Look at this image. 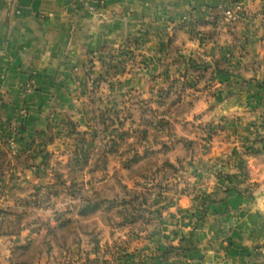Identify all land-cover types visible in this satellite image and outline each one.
I'll list each match as a JSON object with an SVG mask.
<instances>
[{
    "label": "crops",
    "instance_id": "0c3cea01",
    "mask_svg": "<svg viewBox=\"0 0 264 264\" xmlns=\"http://www.w3.org/2000/svg\"><path fill=\"white\" fill-rule=\"evenodd\" d=\"M221 2L235 18L214 0H0V129L16 127L18 146L45 130L56 110L76 118L77 93L90 77H98L101 95L112 87L114 96L144 98L175 77L177 106L186 108L163 116L180 141L172 152L184 153L176 160L184 188L172 194L152 236L132 243L152 249L168 236L182 249L162 264L264 260V89L257 85L264 81V0ZM33 74L34 90L21 97L19 84ZM192 78L199 79L193 88ZM22 107L24 120L16 115ZM16 159L0 181L9 186V205L27 183L23 172L17 180ZM202 196L215 201L196 207Z\"/></svg>",
    "mask_w": 264,
    "mask_h": 264
},
{
    "label": "rangeland",
    "instance_id": "374dc122",
    "mask_svg": "<svg viewBox=\"0 0 264 264\" xmlns=\"http://www.w3.org/2000/svg\"><path fill=\"white\" fill-rule=\"evenodd\" d=\"M124 54L120 53L122 68L126 67L127 58L123 61ZM97 78L90 77V83L86 87L82 86L80 94L77 93L79 107L76 118L56 110L48 116L45 130L31 136L17 148L7 146L10 151L7 153L8 160L16 157L18 161V164L14 163L17 180L21 181L23 172L27 183L22 186V190H17L16 193L22 195L13 196L17 200L10 205L7 203L9 186L7 183H4L5 187H2V183L0 185V208L22 215L19 230L18 218L4 217V229L15 232L0 235V239L4 240L0 242V264H7L3 258L14 257L15 247L21 244L35 246L26 256L32 255L29 257L33 264H162L167 259L160 257L165 249L169 255L182 249L170 243L168 236L164 237L160 246L152 249L136 244L132 246L133 242L148 240L152 236L154 224L166 219L163 213L171 207L174 199L172 194L184 188L180 184L182 178L176 161L184 153L172 152L179 140L173 138L171 123L163 116L169 110L173 115L177 112L180 115L186 108L184 105L177 106L181 90L176 88V79L174 77L170 87L166 85L167 89L164 90L157 85L151 91V96L144 98L131 91L114 96L111 86L112 89L101 95ZM198 80H189L192 81V88L197 86ZM107 116L120 118L123 123L120 126L110 125ZM21 118L26 119V110L25 116ZM72 126L75 131H79L80 136L76 137ZM141 130H145V138L141 137ZM121 131L125 132L122 137L119 135ZM10 134L11 129L8 130L6 125L1 126L0 135L6 137L4 139H8L7 135ZM78 146L79 151L87 150L89 154L84 165L73 159ZM145 150L148 152L145 153ZM135 151L142 156L136 158L133 166L141 165L140 169L146 170L148 178H151L146 186L152 194L148 195L147 204L142 206L144 210L139 212L140 216L127 222L123 217L126 213L117 211L130 210L131 207L120 203L113 209L100 207L88 216L79 215L80 205L87 197L117 198L121 202L124 198H132L135 190H143L139 183L144 182V179L138 175H135L134 180L128 178V169L123 167L124 161L132 157ZM165 161L174 167L164 165ZM25 164L30 166H26L24 171ZM4 170L0 171V181L3 177L6 179L8 173L13 174V169L6 174ZM15 178L10 176L9 183L14 179V184ZM158 184H161L160 188ZM171 190L174 193H170ZM199 198L196 199V207H204ZM135 210L132 212L136 216ZM57 215H61L62 219H71L76 225L74 231L50 232L49 228L56 225ZM51 217L54 219L53 225H49ZM23 230L25 234L21 237ZM8 246L14 251L13 255L11 250L5 254ZM258 248V252L264 253V247Z\"/></svg>",
    "mask_w": 264,
    "mask_h": 264
},
{
    "label": "trees",
    "instance_id": "16d2710c",
    "mask_svg": "<svg viewBox=\"0 0 264 264\" xmlns=\"http://www.w3.org/2000/svg\"><path fill=\"white\" fill-rule=\"evenodd\" d=\"M213 9V8H212ZM214 10V9H213ZM193 66V65H192ZM225 73V72H224ZM258 87L261 89H264V82H259ZM107 121L109 120V124L110 125H114V124H118L120 126V124L123 123V121L120 118H112L111 116H107ZM117 129V128H115ZM9 130V129H8ZM72 132L76 135V137L80 136L79 131H75V129H73L72 126ZM125 134L124 131L120 132V137H122ZM141 137L145 138L146 137V133L145 130H141ZM83 141V140H81ZM110 150L115 151V149L110 148ZM145 153H147L148 151L145 150ZM88 151L87 150H81L79 151V146L75 148L74 150V161L77 162L78 164H86L87 163V158H88ZM138 156H142L139 154V152L135 151L133 153V156L130 158H127L124 163H123V167L128 169V178L133 179L135 175H138L140 177H142L144 179V182L139 183L140 186H142L143 190H135L132 193V198H130L129 200H126L125 198L121 200V202H118L117 198H113V199H105V198H91V197H87L85 199H83V202L80 205V208L78 210L79 215L81 216H88L90 214H93L94 212H96V210H98L100 207L106 208V209H113L115 208L119 203L122 205H129L131 208L130 210H121V211H117L119 213L124 212L126 214H124V219L128 220L127 222H132L137 216L139 215V212L144 210L143 209V205L147 204V198L148 195H151L152 193L148 190L150 188H148L146 185L147 181L151 180V178H148L149 176L146 174V170L143 171V169H140V166H133L135 163V160ZM7 160H8V156H7V151L3 150V148L0 147V171L6 166L7 164ZM169 162L165 161L164 165L167 164L170 167H174L172 164H168ZM139 171V172H137ZM152 176H154V173H152ZM123 187H126L125 185ZM158 187H161V184H158ZM134 201H137L135 203H133ZM215 199L208 197V196H202L199 198V202L202 206L214 202ZM136 209V210H135ZM141 209V210H138ZM132 210H135L137 212V215L135 216L132 212ZM7 216H12L14 218H18L17 222H18V226L17 229H20V222H21V214H16L15 212L10 211L9 209H3L0 208V235H5V234H11L15 231L11 230L8 231L6 229H4L3 227V223H4V217ZM56 225L54 227L49 228L50 232L56 233L58 231L61 230H66V231H74L75 228V223L69 219V218H63L61 217V215H57L56 218ZM33 245V244H32ZM32 245H25V244H21V245H17L14 249V251H12V255L14 252V257H12V260H18L17 264H28L31 263V257L32 255H29L28 257H26L28 255V252L31 248H35V246L31 247ZM172 249H176V247L171 246ZM180 249V248H179ZM19 250V251H18ZM169 255V251L167 249H165L162 254H161V259H165L167 258ZM254 264H264V262H260V263H254Z\"/></svg>",
    "mask_w": 264,
    "mask_h": 264
},
{
    "label": "built area",
    "instance_id": "2783aa9c",
    "mask_svg": "<svg viewBox=\"0 0 264 264\" xmlns=\"http://www.w3.org/2000/svg\"><path fill=\"white\" fill-rule=\"evenodd\" d=\"M214 1L217 2L216 3V4H218L217 7H219L222 10L224 15L228 16V19L232 20L234 18L233 13L229 9L224 8V5L221 2V0H214ZM121 50H122V48H121ZM3 78H4V76H3L2 72H0V80L3 79ZM35 86H36V77H35V75L34 74L33 75H29L25 80H23L19 84V91H20L21 97H25L27 94H30L34 90ZM19 115H20V117L25 116L24 107L20 108ZM16 132H17L16 127H14V129L11 128V134L8 135V137H7L8 139H4L6 137H2L0 135V147L5 149L7 151V153H10V151L7 149V146L15 147V148L19 147L18 145L15 144V141H14L15 140L14 139V135L16 134ZM2 200H3V198H2Z\"/></svg>",
    "mask_w": 264,
    "mask_h": 264
}]
</instances>
